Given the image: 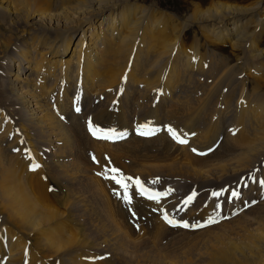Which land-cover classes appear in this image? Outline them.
Segmentation results:
<instances>
[{
    "label": "rangeland",
    "instance_id": "374dc122",
    "mask_svg": "<svg viewBox=\"0 0 264 264\" xmlns=\"http://www.w3.org/2000/svg\"><path fill=\"white\" fill-rule=\"evenodd\" d=\"M259 1L123 0L124 5L116 8L113 13L105 14L103 18L97 17L89 23L91 29L97 30L103 19L109 20L114 16L118 19L124 8L129 16L134 13L145 15L148 28L139 36V44L149 50L147 57L141 58L138 63H128L124 72L110 82L107 69L115 62V58H109V49L117 46L119 41L109 42L106 45L108 51L105 46L101 47L102 56L97 60L101 62L95 70L100 72L98 79L93 84L86 83L85 94L80 101L74 90L65 95L69 107L75 100L79 102L78 109L70 118L61 112H54L64 123L67 132L84 141L76 132L78 128L86 141L89 137L95 142L80 148L81 155L85 156L83 158L91 169L90 178L97 182L92 183L95 187H91L86 175L82 173L60 176L50 167L55 151L51 147L52 143L42 140L43 132L35 133L30 138L41 157L39 161L31 163L34 164L31 169L38 167V170L31 171L28 165H21L18 157L11 156L17 173L24 181L35 186V189H38L35 185L37 182L50 198H66H57L58 203L63 204L60 208L63 216L28 235L20 234L21 228L6 221L4 212L0 211L2 238L6 239L10 235L13 239L10 250L6 245L5 250L0 252L2 264H5V258L12 250L19 251L22 247V253L36 256L37 264H81L76 259L79 255L92 258L85 260L91 264H216L215 251L224 246L229 249L228 260L234 254L238 263L241 254L254 251L263 256L260 264H264V245L257 250L253 248V245L261 241L260 237H264V186L260 184V181H264V128H251L248 125V118L257 120L258 108L264 104V9L257 16L251 12L248 16L237 18L242 21L237 25L245 29L240 46L233 45L234 36L231 37L227 32L226 35L222 32L221 38L211 37V28L218 27L215 21L189 20L196 9L204 11L211 5L255 6ZM41 3L45 11H57L75 5L66 0H41ZM125 6H133L135 10L129 11ZM7 17L8 14H0V44L4 43L5 37H11V46L7 50L0 46V122L3 125L7 118H11V127L22 123V130L25 131L26 123L19 120L24 117V111L20 105L12 103L5 90L9 84L8 75L18 63L16 52L19 49L15 48L24 44L22 40L18 41L17 37L13 38L5 32ZM260 18L262 23L258 24ZM233 21H223L224 28L221 29L227 25L232 28ZM83 27L88 29V25ZM99 28L103 31L102 27ZM81 36L80 29L75 32L73 43ZM169 44H174L173 51ZM158 56L161 68L156 71L148 69L147 60ZM183 68L187 69L185 75ZM26 72L28 70L23 68V77ZM96 91L98 97L94 98L92 94ZM166 92L170 95L164 99ZM217 114H222L221 119L211 127V118ZM97 116L103 118L98 120ZM196 118L198 123L194 124ZM186 122L194 124V132L208 135L213 132L214 137L206 149L199 147V142L193 143V137L187 133L184 135L187 143L181 138L180 133ZM113 128L123 129V133L118 132L120 134L116 136L124 141L108 142V139L100 141L94 138L100 133L108 138L114 132ZM169 129L184 143L174 139ZM242 141L248 145H260V153L249 161V166L242 172L228 177V172L221 177L217 174L219 178L226 177L220 184L212 183L214 178L210 177V182L205 183L196 176L186 177L175 173H155L146 178L135 169L138 160L149 161L161 157L184 159L188 156L210 160L213 155L224 152L229 158L235 152V144ZM99 142H107L117 153L113 155L100 150ZM7 144L8 140L5 139L2 145ZM120 150L123 154L121 157ZM43 166L47 168L43 169ZM198 167L194 164V168L199 170ZM112 169L118 172H112ZM117 175L128 184L130 204L124 199L125 190L111 179ZM137 179L145 191L148 192L147 186L158 201L151 200L146 193H140L135 184ZM234 192L238 196H233ZM96 197L101 199L100 202L104 203L102 205L114 210L128 235L142 240L141 245L116 241L98 225H93L96 221H104L108 225L106 214L100 208L101 204L99 207ZM161 205L163 211H156L162 208ZM79 230L82 233L76 241L78 245L74 247L75 250L67 249L58 254L49 251L46 242L48 238ZM234 231L238 234L234 235ZM216 238L225 244L221 245ZM29 261L24 258L22 264H30Z\"/></svg>",
    "mask_w": 264,
    "mask_h": 264
},
{
    "label": "bare ground",
    "instance_id": "6f19581e",
    "mask_svg": "<svg viewBox=\"0 0 264 264\" xmlns=\"http://www.w3.org/2000/svg\"><path fill=\"white\" fill-rule=\"evenodd\" d=\"M66 1L75 5L57 11H45V6L42 5L41 0H0V14H8L6 23L4 24L5 32L11 34L13 38L17 37L18 41L22 40V43H24L23 45H19L18 48L17 46L15 48L19 49L16 52L18 54L17 60L19 64L17 63L16 68L11 70V73L8 75L9 84H7L5 90L12 103L14 105H20V109L24 111V117L19 120L27 125V130L23 131L22 123L21 125L19 123V126L17 124V127H11V118H7L3 125L0 122V211L4 212L6 221L11 222V224H17L18 229L21 228V230L19 229L20 234L25 235H28L27 233L33 230L52 224L56 219L63 216L64 213L60 211L63 204H59L57 198L65 200L66 197L50 198L36 181L34 183L36 182L35 185H37L36 187L38 189H35V186L32 187L29 182L24 181L17 173L16 165L11 156L18 157L21 165H28L27 167H30L29 164L33 161H39L41 159L40 153L35 151L36 147H34V141L32 140L33 142H31V139L35 133L43 132L44 137L39 133L40 137L43 138V141L48 140L49 143H52L51 147L55 151V153L52 152L54 154L52 161H54L50 167L58 175L65 176L78 172L86 175L91 187L94 186L93 184H97L96 181L93 182L90 178L92 177L90 175L91 169H89L88 163L83 158L85 156L81 155L82 152L80 151L82 146H89V143L95 142L89 137L86 141L80 134L78 128H76V132L84 141L79 140L78 136H75L73 133L67 132L64 123L54 115V112H61L67 118L72 116V113L76 110V104L79 102L75 100L72 106L69 107L67 105L68 99H66L65 95L70 90H74L77 100L80 101L85 94L86 83L93 84L98 79L97 76L100 72L99 70H95L101 64V62L97 61L102 56L101 47L105 46L108 51L109 47L106 45L109 42L119 41L117 46L109 49V52H111L109 58L112 56L115 58V62H112L107 69V79L110 82L114 81L118 75L124 72V68L127 67L128 63H138L141 58L147 57L149 51L148 49H144L142 44H139V36L145 33L148 28L144 20L145 15H137L134 13L129 16L128 13L124 12V8L120 12L122 14L118 19H116V16L110 17L109 20L106 18L99 23L97 30L90 28L89 23L93 19L95 21L97 17L103 18L105 14L109 15L113 13L116 8L124 5L123 0ZM125 7L127 8V6ZM127 9L129 11L135 10L133 6ZM263 9L264 2L262 0L255 6L251 5L247 7L211 5L204 11L196 9L189 16V20L192 22L215 21L218 27L211 28L212 30L209 32V35L213 38H221L222 32L225 35L227 32L231 37L234 36L233 45L240 46V43L243 41L245 29L237 25L242 22L241 20H237V18L248 16L251 12H254L257 16ZM227 20H234L232 22L233 27L230 28L227 25L225 29H221L223 27V21ZM257 21L258 24L262 23L261 18ZM106 23L107 26H105ZM85 25H88V29L87 27H83ZM99 27H102L103 31ZM80 29L82 36L74 44L73 36ZM237 32L239 33L238 36L236 35ZM124 33L125 35H123ZM10 41L11 37H5L4 43L2 45L0 44V46L4 50H7L11 46ZM72 45H75V47L73 48ZM169 45L170 50L173 51L174 44ZM256 57L259 58L260 55H256ZM67 58H71V60L68 61ZM146 64L147 68L153 71L159 70L162 65L159 56L148 59ZM23 68L28 70L24 77L22 76ZM182 70L185 75L187 69L183 68ZM54 94L57 95L54 96ZM169 95V92H166L163 98L166 99ZM92 97H98L97 91L92 94ZM258 112L257 120H250L248 118V125L251 128H255L256 126L258 128H264V104L259 106ZM221 115L217 114L211 118V127L213 124L219 123ZM102 118V116H97L98 120ZM7 122L9 123L6 125ZM197 123L198 119L196 118L194 124ZM185 124L181 132L183 136L186 133L189 134V136L193 137L191 141L193 143L199 142L200 146H198L203 149H206L211 144V140L214 137L213 132L210 135L197 133L193 130L194 124L192 122H186ZM122 130V128L118 130L114 129V132L108 138L105 134L101 135L103 139H108V142H114L118 138L116 134H120L118 132ZM5 139L8 140L6 146L2 145ZM99 144H101L99 145L101 146L99 148L100 150L110 152L113 155L117 153L115 148L107 145V142H99ZM235 145V152L233 151L229 155V158H227V154L224 152L213 155V158L210 160L204 158L196 159L188 156L184 159L175 156L161 157L149 161L138 160L135 169L139 170L142 173L141 175H145L146 178L155 173H175L176 175L180 174L186 177L196 176L205 183L210 182L209 180L211 179L208 178L210 177L214 178L212 183L220 184L226 177L246 169L250 164L249 161L253 160L260 153V145L257 144L248 145L242 141ZM119 156H123L121 150ZM37 164L46 165V163ZM194 164L198 165L200 169L194 168ZM45 168L47 167L43 166V169ZM226 172H228V175L225 178L216 176L218 174L221 177ZM144 193L147 194V197H150L149 192L145 191ZM95 200L98 202V205L104 204L102 201L100 202L101 199L98 197ZM100 208L106 214V222H108V225L104 221H96L93 224L94 226L98 225L101 230L107 235L112 236V238H115L116 241L122 240L123 242L130 243V245H138L143 242L142 240L133 239L128 235L125 226L119 222V218L114 213V210L105 205H102ZM234 230L237 229L235 228ZM81 233L82 230H79L68 235L50 237L46 240L49 246L47 243L44 245L48 246L52 254H58L67 249H72L73 251L75 250L74 247L78 245L76 241L81 236ZM236 234L238 232L234 231V235ZM2 236L4 235L0 232V239L2 240L0 252L2 249L5 250L4 247L6 245L10 250L13 244V239L10 235L8 237L5 235L6 239H3ZM260 240L257 244L253 245V248L256 250L264 245V237L261 236ZM5 242L6 244H4ZM220 244L223 245L225 243L220 240ZM80 245L82 246V243ZM23 250L24 247L19 251L12 250L5 258V264H22L24 258L29 259L30 264H37L36 256L32 255L30 257V254L26 255L22 253ZM77 250L79 251L80 249ZM215 252L217 259L214 263L216 264H235L237 262L234 254H231V259L228 260V246H224ZM76 259L81 264H91L85 262V260L92 258L79 255ZM239 260L240 262L236 264H260L263 261V256L259 252L256 253L253 251L248 254H241ZM150 263L152 264L153 262Z\"/></svg>",
    "mask_w": 264,
    "mask_h": 264
},
{
    "label": "snow or ice",
    "instance_id": "6c2138e0",
    "mask_svg": "<svg viewBox=\"0 0 264 264\" xmlns=\"http://www.w3.org/2000/svg\"><path fill=\"white\" fill-rule=\"evenodd\" d=\"M168 131H169V133L173 136V138L176 139L179 143H184V141H183V140H180L179 137L175 134V132H174L172 129H169ZM111 171H112V172H118L117 169H112ZM112 179L114 180V182H115L116 184L120 185V187L123 188V189L125 190V196H124V199H125V201H126L127 203L130 204V203H131V197L127 195L128 184L125 183V182L123 181L122 178H119V179H118L116 176H113ZM128 179H129V181L132 180L131 177H129ZM135 184H136L138 190L140 191V193L143 194V193L145 192V189H144L143 185L141 184V182L139 181V179H137V180L135 181ZM260 184H261L262 186H264V181H260ZM233 196H238V193H235V192H234V193H233ZM149 198H152V197H149ZM169 222H170V221H169ZM184 226H185V227H188L187 224H185Z\"/></svg>",
    "mask_w": 264,
    "mask_h": 264
}]
</instances>
